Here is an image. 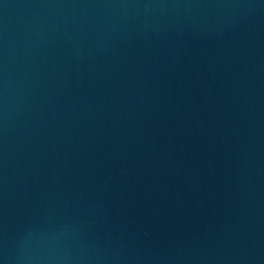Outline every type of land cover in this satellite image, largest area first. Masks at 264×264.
<instances>
[{
	"label": "water",
	"instance_id": "water-1",
	"mask_svg": "<svg viewBox=\"0 0 264 264\" xmlns=\"http://www.w3.org/2000/svg\"><path fill=\"white\" fill-rule=\"evenodd\" d=\"M0 264H264V0H0Z\"/></svg>",
	"mask_w": 264,
	"mask_h": 264
}]
</instances>
